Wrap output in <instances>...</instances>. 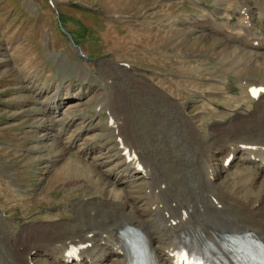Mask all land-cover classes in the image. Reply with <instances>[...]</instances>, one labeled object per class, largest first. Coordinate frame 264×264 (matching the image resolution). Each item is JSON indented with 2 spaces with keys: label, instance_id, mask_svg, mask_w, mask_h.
<instances>
[{
  "label": "rangeland",
  "instance_id": "obj_1",
  "mask_svg": "<svg viewBox=\"0 0 264 264\" xmlns=\"http://www.w3.org/2000/svg\"><path fill=\"white\" fill-rule=\"evenodd\" d=\"M256 2L250 0L248 5L255 7ZM219 4L220 0H0V264H15L24 254L35 264H50L41 254L42 245L68 252L84 244L67 236L75 229L87 230L90 222L84 213L88 211L97 212L93 227L103 238L99 245L111 239L112 227H106L98 204L100 198L112 196V185L99 163L117 151L131 165L152 173L158 185L153 187V199L173 224H179V209L189 193L184 178L190 181L194 176L178 173L172 164L180 159L190 162L195 157L190 152L201 151L186 140L171 108L160 98L145 95L138 81L147 80L186 105L206 145H210L211 131L218 128L216 123H233L237 113L254 107L257 101L250 92L264 86V56L244 54L241 47L228 44L223 34L211 35L202 29L204 10L215 12ZM237 7L235 3L229 10L228 20L236 17ZM226 20L221 18L219 25L231 32ZM256 21L258 33H264V19L256 17ZM54 101L61 107L50 117L48 109ZM109 113L114 118L109 115L108 124L119 130V137L107 124ZM57 130L71 140L82 136L80 151L53 137ZM263 137L228 134L223 140L237 141L258 157L264 153ZM94 147L98 155H83ZM208 154L221 171L218 151ZM128 155H133L131 160ZM257 171L248 164L234 165L220 183L249 200L260 194L259 188H244L237 183L238 177L246 172L258 176ZM135 186L127 194L131 206L144 199L146 186ZM115 190L127 193L120 183ZM50 230L62 233L56 232L61 236L57 242L48 243L53 233L45 232ZM25 247H36V251ZM90 247L92 243L78 253Z\"/></svg>",
  "mask_w": 264,
  "mask_h": 264
},
{
  "label": "bare ground",
  "instance_id": "obj_2",
  "mask_svg": "<svg viewBox=\"0 0 264 264\" xmlns=\"http://www.w3.org/2000/svg\"><path fill=\"white\" fill-rule=\"evenodd\" d=\"M249 1L250 0H220V8L217 11L211 12L209 10H204L207 15L202 17V21H200L199 24L202 25V29L208 34H223L228 44H235L241 47L244 54H261L264 56V33H258L259 28L256 24V17L261 16L264 19V0H257L255 7L249 6ZM235 3H237L239 7H237V10L235 11L236 17L233 18L232 15L231 21L228 20L230 19L229 10L234 8ZM225 16L227 17L225 22L228 24L231 23L232 25L231 32H228L224 26L219 25L220 19ZM138 84L140 89L144 90V93H148L150 97L160 98L169 108H171L172 113L174 116H176L177 122L184 128L186 140L194 144L195 147L199 148L201 151L200 153H194L193 151L189 150L188 152L191 151L190 153L195 156H193V160L189 162L187 159H180V161H176V163L172 164L174 167H176L178 173L183 172L185 174L191 175V177L192 175L194 176V180L191 179L190 181L189 179L187 180L184 178L188 183L187 192L189 193L187 194L188 197H186V199L181 203L182 209H179V224H173V220L171 221L168 219L169 216L167 217L164 214V209L155 202L156 200L153 199V187L157 184H155V181H153L152 173L148 169H144V167L131 165L125 160L127 158L122 157V153L117 151L115 156L101 160V164L99 163V167L101 168L100 170H102L101 173L107 176L106 178L109 179L112 185L110 192L112 193V196L100 198V203L98 204V207L104 212V217L107 221L106 227L109 225L112 227V233L108 232L110 235H112L111 239H108L107 242L105 241L103 244L99 245V242L103 241V238H101V236L95 232V228L93 227L95 226L93 221H97V212L91 213L90 211H85L86 213H84V215L89 219L88 222H90L87 230L82 232L80 229L74 228L75 230L71 231L70 235L67 237H70L69 240H71V242H91L92 247H90V250L81 253L77 252L76 254L70 255L67 252H63L62 250L58 251V249L55 250L53 247H49L48 245L50 244H45V246L42 245L41 250V254L45 260L49 261L50 264H146L143 259H148L147 255L145 253L143 255L141 249V251L133 250L131 254H127L126 243L124 241L126 239L131 241L133 239L138 240L137 237L140 238V235L136 231H140L142 232L141 235L146 239L145 241H147V243L150 245V248H152L153 256L159 264H174L173 262L175 253L180 250L182 244H188L195 247L194 249H192L190 246L188 247L187 251L189 255L192 253L194 255H198L196 248H199L204 252L215 256V259L223 260L221 262L214 261L212 264H264V153L258 157H254V155L250 153L252 151L245 147V145L236 143L237 141L233 142V144L223 140L228 134H237L238 138H241L242 135L245 136L247 134L256 136L264 135V90L262 91L255 106L248 110H242V112L237 113L233 123H216L218 124V128L211 131L212 137L210 145H206V141L203 138L204 134L202 133L200 126L195 123V120L187 112L186 105L179 103L164 89L159 88L153 83L147 82V80H140L138 81ZM177 85L182 88L186 84ZM176 93L177 96H183L181 92L176 91ZM247 96H249V94L245 97ZM60 107V103L54 101L48 109L50 111V117H54L60 111ZM117 122L120 125L119 127H122L121 123L119 121ZM125 122L127 121L125 120ZM116 124L117 123L115 122V125ZM117 126L118 125H116V127ZM124 126L127 127V125ZM112 127H114V125ZM116 129L117 128L114 127L113 130ZM54 133V136H60L59 138L64 143H69V145H71V149L80 151L81 147L79 142L82 140V136L75 140H71L64 137V133L66 132L57 130ZM258 141L259 140L257 138V142ZM260 143L262 144L261 141ZM119 145L118 147L120 148ZM121 149H123L122 146ZM98 150L99 149L94 147L91 150L84 152L83 155H88L89 157L98 155ZM214 150L218 151V156L222 157L221 171L217 169L213 156L208 154L209 151ZM258 153L260 154L261 152ZM131 154L135 156L134 153ZM131 156L129 157L128 155L130 160L132 159ZM231 156H233V161L231 164H249L252 165L255 170L259 171L258 176H255L254 172L243 173L239 175L237 181V183L239 185L241 183L244 188L255 185V188H259L260 194H258V196H254L248 200L244 196L240 197L239 193V195H235L233 192L229 191L230 189L221 185L220 181L223 178L224 173L228 171V168L226 169L224 163ZM97 158L100 157L97 156L96 159ZM161 158L163 159V157ZM171 158L175 160L176 157L171 156ZM166 160L168 159L165 157V161ZM76 162H78V160ZM78 164L81 166L83 163L80 162ZM170 165L169 167L171 169ZM96 166H98V164H96ZM222 170L226 171L222 172ZM152 171H154V169ZM156 172H158V170ZM117 183H120V186L125 189L127 193L122 190L116 191L115 186ZM136 184H144L146 186L144 199L138 203H135L134 206H131L128 204L127 194H129V191L135 189ZM169 185L171 184L169 183ZM156 191L158 193V190ZM162 191L164 192V190ZM167 192L168 189L166 193ZM157 193L156 195H158ZM163 199L165 202V198ZM175 218L177 217H174V219ZM130 229L133 231V233L129 231ZM58 231L59 230H56V232ZM56 232L53 233L51 230L48 231V233L45 232L48 235L50 233H53L54 235L48 236V243L57 242L55 240L58 239V237H61L58 236L59 232ZM46 234L41 235H43V238H46ZM141 244H143L144 249H147V246L144 242ZM35 248H30L29 250ZM83 248L85 249V247ZM21 259L22 260H16V263H35L34 260L29 258L28 254H24Z\"/></svg>",
  "mask_w": 264,
  "mask_h": 264
}]
</instances>
